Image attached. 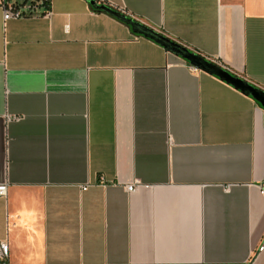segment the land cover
Returning a JSON list of instances; mask_svg holds the SVG:
<instances>
[{"label":"crops","instance_id":"1","mask_svg":"<svg viewBox=\"0 0 264 264\" xmlns=\"http://www.w3.org/2000/svg\"><path fill=\"white\" fill-rule=\"evenodd\" d=\"M96 1L264 90V0ZM51 11L0 5L9 264H264V107L90 0Z\"/></svg>","mask_w":264,"mask_h":264},{"label":"water","instance_id":"2","mask_svg":"<svg viewBox=\"0 0 264 264\" xmlns=\"http://www.w3.org/2000/svg\"><path fill=\"white\" fill-rule=\"evenodd\" d=\"M93 1V0H92ZM103 8L110 13H113L123 20L127 21L132 25L133 30L137 33L143 34L147 37L157 39L161 44L165 46L171 52H174L188 61L193 65L197 66L199 69L215 74L221 79L227 81L228 83L234 85L236 88L242 90L244 93L253 96L263 107H264V90L253 83L245 80L244 78L237 76L230 72L228 69L212 63L209 59L200 56L198 53L192 51L187 46L182 45L179 42L172 40L166 35H162L156 30L142 25L143 23L129 17L127 14L122 13L120 10L109 6L103 5Z\"/></svg>","mask_w":264,"mask_h":264},{"label":"built area","instance_id":"3","mask_svg":"<svg viewBox=\"0 0 264 264\" xmlns=\"http://www.w3.org/2000/svg\"><path fill=\"white\" fill-rule=\"evenodd\" d=\"M51 3H52V0H25L22 3L14 2L12 0H0V5L3 8L5 20L30 16L34 14L35 10L40 5L45 6L44 15L50 16L52 14ZM120 11L124 14H127L124 10H120ZM191 67L193 70L199 69L195 65H191ZM87 186L88 185H82V189H86ZM127 188L129 191H133L135 187L134 185H128ZM7 191H8V184L1 183L0 184V196H6ZM9 257H10V245L8 242H2L1 248H0V264H9Z\"/></svg>","mask_w":264,"mask_h":264},{"label":"trees","instance_id":"4","mask_svg":"<svg viewBox=\"0 0 264 264\" xmlns=\"http://www.w3.org/2000/svg\"><path fill=\"white\" fill-rule=\"evenodd\" d=\"M91 1V4H92V7L94 8V10H96V11H106L104 8H103V4H99L96 0H90ZM110 13V12H109ZM111 14H113V13H111ZM113 15H115V14H113ZM116 17H118L119 19H121L123 22H125L127 25H129V26H131L132 27V25L131 24H129L127 21H125V20H123L122 18H120L119 16H117V15H115ZM129 16V15H128ZM130 17V16H129ZM142 25H144V24H142ZM144 26H146V27H150V26H147V25H144ZM150 28H152V27H150ZM132 29H133V27H132ZM152 29H154V28H152ZM154 30H156V29H154ZM157 32H159L160 34H162V35H165V34H163V32H160V31H158V30H156ZM137 33V32H136ZM140 34V33H139ZM150 38V37H149ZM153 39V38H152ZM154 40H156L157 41V39H154ZM159 42V41H158ZM160 43V42H159ZM193 51V50H192ZM195 52V51H194ZM196 53H198V52H196ZM200 56H202V57H204V58H207V57H205V56H203V55H201L200 53H198ZM207 59H209V58H207ZM212 63H214V64H216L217 66L219 65V64H217L215 61H213V60H211V59H209ZM193 65V64H192ZM215 75V74H214Z\"/></svg>","mask_w":264,"mask_h":264}]
</instances>
